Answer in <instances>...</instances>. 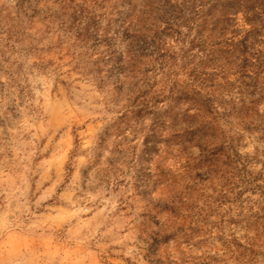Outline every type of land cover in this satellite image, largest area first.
<instances>
[{"label":"rangeland","instance_id":"374dc122","mask_svg":"<svg viewBox=\"0 0 264 264\" xmlns=\"http://www.w3.org/2000/svg\"><path fill=\"white\" fill-rule=\"evenodd\" d=\"M140 1L122 8L119 0H75L105 30L103 37L91 30L89 40L77 39L75 28H59L57 0L35 3L39 15L28 29L33 39L24 43L29 49L17 45L11 55L26 70L30 99L15 104L13 93L0 95V264H264V224L258 233L234 223L260 208L259 191H243L223 155L208 178L207 166L196 167L199 148L167 147L162 128L151 135V112L173 107L176 113L172 98L190 90L200 68L199 30L189 15L170 31L171 14L137 8ZM17 2L29 4L0 0V21L16 17ZM120 11L134 13L146 36L132 45L126 74L115 57L125 47L122 34L114 40L120 21L109 22ZM47 13L54 17L45 20ZM200 33L212 44L208 28ZM38 60L46 64L43 73L32 69ZM225 70V79L236 84L225 92L237 98V69L228 64ZM221 126L234 138L241 163L249 161L255 184L264 186V140L255 124L246 130L239 120L224 118ZM155 168L163 174L158 179L150 177ZM176 197L185 206L177 204L174 217L165 206ZM186 210L199 221L188 242L177 235ZM254 241L259 247L252 255L234 243Z\"/></svg>","mask_w":264,"mask_h":264},{"label":"trees","instance_id":"16d2710c","mask_svg":"<svg viewBox=\"0 0 264 264\" xmlns=\"http://www.w3.org/2000/svg\"><path fill=\"white\" fill-rule=\"evenodd\" d=\"M57 1L63 17V22L59 27L61 30H67V27L75 28L77 29L76 38L83 40H89L93 36L90 34L91 30L92 33H103L102 37L105 36V30L97 27L98 24L94 22L96 18L94 12H87L83 6L76 5L75 0ZM37 2L38 0H28L29 4L24 6L23 3V7H20L21 4L17 2L20 12L16 17L7 22L6 17L2 16L0 21V46L2 47L0 51V95L13 93L15 99L11 101L15 104L28 101L31 92L27 84L26 70H24L19 57L11 55L16 53L17 45L22 49H29L24 43L27 39H33L32 36H29L28 29L39 15L37 5H35V3L38 4ZM91 2L96 5L98 0H91ZM132 2L133 0H119V7L124 8ZM136 7L143 9L161 7L167 10L166 12L171 14L169 21L166 22L167 29L170 31H177L178 27L187 22H185V17L190 15L192 20L198 22L199 30L196 44L199 49L200 68L192 82L187 85L190 90L172 98L174 107L177 109L176 113L173 114V107L155 109L151 112L155 116L152 130H150L151 135H157V129L162 128L160 137L163 138L160 139L167 147L171 149L177 147L180 152L195 147L199 148L200 156L196 167L207 166L208 178L212 168L216 167L217 158L219 155H223L227 160V166H231L232 176H234V171H238L240 183L245 186L243 191L247 189L252 192L259 191L263 197V202H259L260 210L252 212L245 220L232 221L246 223L247 227H254L258 231L259 225L264 224V186L255 184L257 178L253 179L250 172L247 171L246 166L249 161L241 163L240 154L233 148L234 138H228L225 135L221 121L224 118L228 120L235 118L241 122V125L243 124L246 130L255 124L256 130L261 133L260 139L264 140V107L263 111L261 110V106L264 104V50L260 48L261 45H264V0H141ZM174 14L180 17H175ZM240 15L243 16L244 23L249 25V28L239 25ZM172 16L174 17L172 18ZM53 17L52 14L47 13L45 20H51ZM98 17L100 20L105 18L104 15ZM138 20L134 13L125 17L121 11L115 13L114 20L109 19V22L115 24L120 21V27L114 40L117 41L121 34L124 38V50L119 56H115L120 74L127 73L128 64L130 60H133L131 57L134 56L132 49L134 42H140L146 38L142 28L138 25ZM64 27L65 29H63ZM203 28H208L214 36L212 44H209V41L201 35L200 32ZM228 64L237 69L238 79L236 82L239 83L236 88L237 98L225 92L227 85L236 86L235 83H231L223 76ZM32 69L43 73L46 64L44 61L38 60V62H34ZM2 76L5 77V81L1 80ZM215 79H225L226 82L224 84V82L215 81ZM219 94L223 97L220 98ZM227 123L233 124L232 122ZM220 136L222 142L221 145H218L216 141ZM149 150L153 155L159 153L155 146ZM151 159L154 160L155 156ZM239 165L241 169H238ZM160 176L163 174H159L158 168L151 171V178L158 179ZM164 180L166 181L167 178L165 177ZM234 191L233 189L232 192ZM243 191L234 192V194L239 196L243 194ZM177 198H172L170 205L165 206V210L174 217H176L174 214H176L177 204L185 206V202L179 201ZM192 211H189L188 215L181 216L182 226L179 227L180 231L177 234L187 242V238L199 231L197 226L199 221L194 218ZM188 220L189 222L185 224ZM185 228L189 234L186 233ZM175 235L165 236L164 240L175 237ZM234 243L237 248H244L246 252H250V255L254 253L255 247H259L255 241L248 245Z\"/></svg>","mask_w":264,"mask_h":264}]
</instances>
